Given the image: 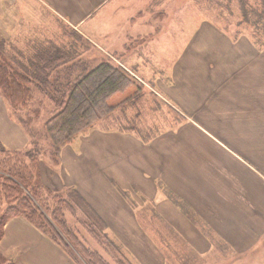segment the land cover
I'll return each instance as SVG.
<instances>
[{"label": "rangeland", "instance_id": "374dc122", "mask_svg": "<svg viewBox=\"0 0 264 264\" xmlns=\"http://www.w3.org/2000/svg\"><path fill=\"white\" fill-rule=\"evenodd\" d=\"M224 1L40 0L38 5L29 0L30 8L27 0H16L9 6L10 26L22 29L20 36L8 42L12 55L7 60L16 68H30L42 43L54 51L76 50L81 61L64 64L83 67L62 65L59 69H73L78 74L80 68L86 73V64L91 69L102 61L115 62L116 50H124L131 59L138 53L144 55L151 39V67L139 72L141 78L147 80L152 73L155 87L165 92L169 83H162L167 80L162 77L168 69L164 64H182L180 72L185 68L188 83L177 98L182 110H194L189 117L196 120L197 128H185L183 138L176 133L178 125L188 124L191 118L154 97L152 84L132 78L131 85L103 97L96 109L85 103L75 120L79 128L76 140L64 145L57 155L60 165L46 155L39 157L42 182L53 190L76 185L109 225V237L126 256L122 252L118 255L121 250L112 246L107 252L80 228L87 245L109 264H264V186L253 188L246 179L249 176L250 182L255 181L249 167L264 176V64L258 63L251 73L229 72L230 78L239 77L237 88L225 90L233 100L218 99L198 110L205 89L202 78L209 68L203 49L214 43V30L237 41L253 38L258 51H264V37H255L248 24L240 23L238 2L234 0L231 8ZM149 13L153 18L146 16ZM139 14L144 16L136 20ZM141 21L152 25L142 28ZM137 38L138 43L130 44ZM135 63L142 65L140 60ZM239 64L230 61L220 65L213 75L216 82L223 69ZM171 79L178 80V75ZM199 82V89L192 91ZM36 99L32 105L39 110H22L30 116L25 122L28 127L21 126L31 133L30 145L24 146L31 151L51 145L45 122L54 108L44 95L36 93ZM241 110L258 116L257 121ZM166 131L170 137L159 151L154 147L145 151L143 142L149 143ZM212 139L221 144L214 145ZM168 146L169 151H165ZM161 196L162 202L156 200ZM67 216L75 223L76 217ZM4 257L0 252V264L12 261Z\"/></svg>", "mask_w": 264, "mask_h": 264}, {"label": "trees", "instance_id": "16d2710c", "mask_svg": "<svg viewBox=\"0 0 264 264\" xmlns=\"http://www.w3.org/2000/svg\"><path fill=\"white\" fill-rule=\"evenodd\" d=\"M235 1L240 6V23L248 24L255 37H264V0ZM235 1L226 0L224 3L232 8ZM73 35L83 39L76 33ZM49 46L41 43L30 68L20 69L8 63L7 56L12 54L6 40L0 37V93L10 106L12 118L25 128L28 127L25 122L28 121L26 117L30 119V116L24 115L22 110H39L32 105L37 100L36 93L44 95L54 108L53 115L45 122V133L51 145L31 151L28 147L11 149L0 143V242L7 223L14 217H23L77 264H109L98 250L87 245L81 235L84 229L107 252L108 246L117 250L119 246L114 244L108 234L109 225L75 186L53 190L42 182L38 172L41 162L39 157L46 155L52 161L56 159L60 165L61 158L58 160L57 155L64 145L76 140L79 128L75 120L79 119L85 103L86 107L96 109L95 104L101 102L103 97L128 83L131 85L132 76L119 64L109 61H102L91 69L86 64V73L80 68L77 69L78 74L68 68L60 71L62 65H83L64 64L81 61L76 50L64 53L59 48L54 51ZM50 77L55 78L51 80ZM84 111L88 117H92L89 110ZM67 214L76 217L75 223L69 221ZM119 249L118 255H125Z\"/></svg>", "mask_w": 264, "mask_h": 264}, {"label": "crops", "instance_id": "0c3cea01", "mask_svg": "<svg viewBox=\"0 0 264 264\" xmlns=\"http://www.w3.org/2000/svg\"><path fill=\"white\" fill-rule=\"evenodd\" d=\"M27 1H28L27 6L31 8L29 0ZM32 1L33 3L37 2L38 5H40V0H32ZM15 3L16 0H0V37L6 40L7 47H9L8 42L14 37L16 38L17 36H20L21 35L20 33L22 31L21 28H13L12 26H10L9 23L10 15H12L9 6L14 5ZM189 11L190 9H188L187 13ZM158 14L160 15L161 13H156L155 15ZM201 14L203 15L204 12L201 11ZM148 15H151L150 17L153 18L152 13H149L146 16ZM143 16L144 15L141 16L140 14L137 15L136 20L143 18ZM209 16L213 18V16H211L210 14ZM133 19H135V17ZM204 19L210 20L208 17L205 16ZM141 23H145V21H141ZM141 23H140V27L142 28H144L146 25H152L150 24V22H146L145 25L142 26ZM64 25H66L65 22ZM146 33H150V32L146 31ZM213 36H214L213 38L214 43H212L208 48L203 49L204 54H207L209 59L207 65L209 68L207 70L206 75L202 78L203 83L205 84V89L202 92V97L200 100V108L198 110H203L201 108L202 106L204 105L208 106L209 104H212L218 99L233 100V97H230L229 94H226L225 90L229 88H233V89L237 88L239 77L230 78L228 75L229 72L250 71L251 73L252 70L258 65V63L264 64V51L261 54L258 51V48L255 46V43L251 40V38H246V39L243 38L237 41L236 39L233 40L231 38L232 37L231 35H229L228 38L226 37V33L220 35L218 33H215V30ZM133 41L138 43L137 42L138 38L135 40L132 39L130 44L133 45L135 43ZM152 41H154V39H151L150 41L148 40L146 44L148 50L144 55L138 53L139 55L137 57L131 59V56L124 54V50H116L113 53V55H116L117 57H112V58L126 71H128L134 80H138L140 82L147 81L149 84H152L151 87V90L153 92L152 95L154 97H160L162 102H166L164 103L165 106L167 107L169 106L170 109L173 108L174 111H176L177 113L179 112L178 114L180 115H184L185 118H191L189 117L190 115H192L190 112H193L194 110L188 111L187 108H184V110H182L183 106L180 104V100L177 98V95L182 93L181 87L186 83H188L186 82L183 74L185 68H182L180 72V68L182 64H176L173 63V61H170L168 64H164L168 69L163 72L162 77L163 79L167 78V80L162 81V83H166V84L169 83V86L168 87L166 86L168 91L165 92H162L155 87V82H154L155 79L154 80L152 79V73H151V78L148 77L147 80L139 76V72H142V70L148 71V68L151 67V61L149 58L152 55V50L150 49L149 44ZM20 43H25V41L24 42L20 41ZM248 46H249V50H248ZM240 47H244L246 51L242 50ZM238 50H240L241 53L238 54ZM105 52H109V51L106 50ZM138 60L142 62V65L135 63ZM230 61H240V64L235 68L223 69L221 71L222 78L218 82H216L213 76L216 74V69L220 65ZM177 75H178V80L171 79V78H177ZM199 85L200 82L195 85L192 91L198 90ZM184 111L187 112V114ZM232 111L233 113H239L238 112L239 110H232ZM241 111L245 112L247 115L251 116L253 120L257 121L258 116L255 117L252 116L249 111H245V110H241ZM192 118H191V122H189L188 124H186L185 122L183 125H178L176 133L178 134L179 138H183L185 134V128H197V125L194 123L196 122V120L195 119L193 120ZM218 123L224 124L225 121ZM229 124L230 126H232V122H229ZM180 129L183 130L184 133H182ZM262 130H264V126ZM166 137H170L168 136V131H166L165 134L162 133L160 135H156L155 137H153V140L151 139L149 143L143 142V144L147 145V149H148L145 151H150L151 147H154L159 151L160 147L167 142L165 141ZM0 143L11 149H23L25 145H30L29 134L21 126V124H19L14 118H12L9 112V108L6 102L3 100L1 93H0ZM212 143L214 145L221 144L213 139H212ZM165 151H169V146L167 149H165ZM165 151L162 150L160 152L165 153ZM231 152L234 153L233 151ZM162 156L164 159L165 156L163 154ZM261 166L264 167L263 162L261 163ZM251 168L252 167H249L250 170L254 171L252 177L254 178L255 181L250 182L249 176H247L246 179L248 180V183L253 185V188L259 189L260 186H264V176L261 173ZM75 187L77 188L76 185ZM248 188H252V187H248ZM164 196L166 197V193H164ZM156 200L158 201L160 200L162 202L163 196L157 197ZM165 202L168 203V200L165 199ZM180 210H181L180 208L177 209L179 214L181 213ZM182 222L181 221L178 222L177 225H179ZM186 222L193 225L192 221L187 220ZM204 239L206 238L204 237ZM0 252L7 259L9 258L12 260L9 261L10 264H26V263L27 264H77L74 260L71 259L70 256H68V254H66L62 250V248H60L57 244L52 242L48 237L41 234L40 231H38L23 217H14L7 223L4 231V236L0 242ZM139 263L142 264L141 262Z\"/></svg>", "mask_w": 264, "mask_h": 264}]
</instances>
